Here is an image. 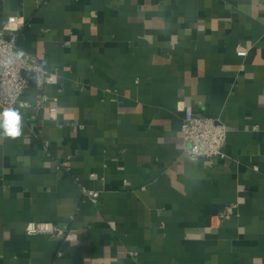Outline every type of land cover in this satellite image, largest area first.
<instances>
[{
	"label": "crops",
	"instance_id": "obj_1",
	"mask_svg": "<svg viewBox=\"0 0 264 264\" xmlns=\"http://www.w3.org/2000/svg\"><path fill=\"white\" fill-rule=\"evenodd\" d=\"M11 17L57 75L23 100L60 114L17 107L0 136V264H264V0H0ZM183 103L228 126L225 158L186 155Z\"/></svg>",
	"mask_w": 264,
	"mask_h": 264
},
{
	"label": "built area",
	"instance_id": "obj_2",
	"mask_svg": "<svg viewBox=\"0 0 264 264\" xmlns=\"http://www.w3.org/2000/svg\"><path fill=\"white\" fill-rule=\"evenodd\" d=\"M24 23L17 17L8 19L6 28L0 31V107L34 109L36 111L48 110L53 120H58L60 109L59 99L42 93L35 103L23 100L29 90V81L24 77V72L33 73L38 78L42 91L57 82V75L47 72L39 59L19 46L21 27ZM183 112L182 133L184 137L185 153L192 160L225 158L224 148L227 143L229 129L220 119L198 114L191 106L180 104ZM49 142L45 147H49ZM83 193L93 203H98V194L94 191L83 189ZM224 217V215H222ZM29 236H47L67 242L73 236L61 227L45 222H32L26 227ZM63 253H58L53 264L61 262Z\"/></svg>",
	"mask_w": 264,
	"mask_h": 264
},
{
	"label": "clouds",
	"instance_id": "obj_3",
	"mask_svg": "<svg viewBox=\"0 0 264 264\" xmlns=\"http://www.w3.org/2000/svg\"><path fill=\"white\" fill-rule=\"evenodd\" d=\"M21 114L13 108L0 112V136L17 138L21 135Z\"/></svg>",
	"mask_w": 264,
	"mask_h": 264
},
{
	"label": "water",
	"instance_id": "obj_4",
	"mask_svg": "<svg viewBox=\"0 0 264 264\" xmlns=\"http://www.w3.org/2000/svg\"><path fill=\"white\" fill-rule=\"evenodd\" d=\"M24 77L30 82L29 84L32 85L33 82H37L38 78L35 74L29 73V72H24L23 73Z\"/></svg>",
	"mask_w": 264,
	"mask_h": 264
}]
</instances>
